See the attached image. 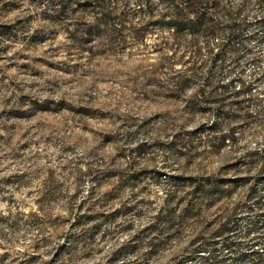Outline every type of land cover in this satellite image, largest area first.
<instances>
[{"label": "rangeland", "instance_id": "obj_1", "mask_svg": "<svg viewBox=\"0 0 264 264\" xmlns=\"http://www.w3.org/2000/svg\"><path fill=\"white\" fill-rule=\"evenodd\" d=\"M0 0V264H264V0Z\"/></svg>", "mask_w": 264, "mask_h": 264}, {"label": "trees", "instance_id": "obj_2", "mask_svg": "<svg viewBox=\"0 0 264 264\" xmlns=\"http://www.w3.org/2000/svg\"><path fill=\"white\" fill-rule=\"evenodd\" d=\"M161 1L168 7V13L163 16L165 19L163 26L170 27L175 35L180 34L186 28L195 32L196 29L205 26L207 19L196 12L204 0Z\"/></svg>", "mask_w": 264, "mask_h": 264}]
</instances>
